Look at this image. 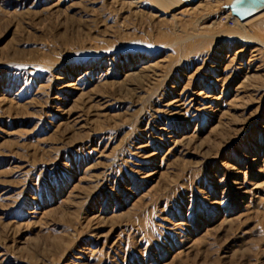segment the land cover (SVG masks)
<instances>
[{
	"label": "rangeland",
	"instance_id": "374dc122",
	"mask_svg": "<svg viewBox=\"0 0 264 264\" xmlns=\"http://www.w3.org/2000/svg\"><path fill=\"white\" fill-rule=\"evenodd\" d=\"M239 1L0 0V264H264V18Z\"/></svg>",
	"mask_w": 264,
	"mask_h": 264
},
{
	"label": "bare ground",
	"instance_id": "6f19581e",
	"mask_svg": "<svg viewBox=\"0 0 264 264\" xmlns=\"http://www.w3.org/2000/svg\"><path fill=\"white\" fill-rule=\"evenodd\" d=\"M193 1L194 0H153V2L156 5V7H158V9L160 11H162V12L170 11L172 8H178L180 6L189 4V3L193 2ZM242 1L243 0H240L239 2H237V4L235 6L239 5ZM238 18H236V17L233 18V23L236 24V25H239L240 27H245V26H248V25H251V26L252 25L253 26L257 25L258 24L257 22L260 19L264 18V8L259 10L256 13L246 17V18H243V19H240V18L238 19ZM212 24L215 25L216 22H212ZM62 88H65L66 91H71L73 89H76L77 87L75 86L74 83L68 82ZM169 104L172 105V108H173L172 111L174 110L172 112V114L177 115V116H182V113L180 111L182 109L183 102L180 100V98L172 100ZM252 160H256V159H252Z\"/></svg>",
	"mask_w": 264,
	"mask_h": 264
},
{
	"label": "water",
	"instance_id": "95a60500",
	"mask_svg": "<svg viewBox=\"0 0 264 264\" xmlns=\"http://www.w3.org/2000/svg\"><path fill=\"white\" fill-rule=\"evenodd\" d=\"M264 8V0H243L232 8L233 15L240 19L246 18Z\"/></svg>",
	"mask_w": 264,
	"mask_h": 264
}]
</instances>
